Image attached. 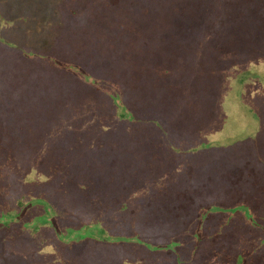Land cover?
Returning a JSON list of instances; mask_svg holds the SVG:
<instances>
[{"label": "trees", "instance_id": "obj_1", "mask_svg": "<svg viewBox=\"0 0 264 264\" xmlns=\"http://www.w3.org/2000/svg\"><path fill=\"white\" fill-rule=\"evenodd\" d=\"M48 1L57 3L62 19L39 41L35 24L43 22L39 13ZM151 2L169 9L145 16L147 10H131L132 0H0V20L12 21L8 10L20 4L32 13L0 32V264H264V157H254L264 151V88L258 99L247 91L254 82L264 84V72L251 69L264 63V0ZM164 23L206 29L215 39L208 40L209 50L218 47V54L193 48L186 69L168 78L174 63H184L180 50L160 42L157 49L170 53L159 64L144 62L149 50L148 57L157 51L154 44L145 48V31ZM97 38V55L106 61H125L137 48L143 67L129 78L140 82L137 91L115 82L121 73L110 67L91 76L93 63L80 47ZM232 75L242 87L234 100L250 104L247 125L228 133L223 145L213 144L205 135L238 126L215 104ZM89 77L93 89L83 84ZM100 91L107 96L100 112L84 116L89 127L64 118L81 106L79 94L92 98ZM125 138L141 145L138 162L131 151L119 161L116 150ZM244 142L243 159L232 166L231 151ZM203 160L211 167L201 168ZM135 170L137 178L158 184V192L135 186ZM196 176L204 180L196 184ZM145 189L150 208L135 216L132 191Z\"/></svg>", "mask_w": 264, "mask_h": 264}, {"label": "rangeland", "instance_id": "obj_2", "mask_svg": "<svg viewBox=\"0 0 264 264\" xmlns=\"http://www.w3.org/2000/svg\"><path fill=\"white\" fill-rule=\"evenodd\" d=\"M105 2V0H103ZM134 2L133 6H131V10L135 13H142L145 12V10H147V12H145L147 15L145 16H155L156 14L161 15L163 14V12H167L169 9V3H166L164 6L161 5V7H159V4H155L154 2H151V0H132ZM156 2V0H153ZM213 1L215 4H217V0H211ZM246 1V0H243ZM51 6H52V10H51ZM163 6V7H162ZM57 3L54 2V4L50 3L49 1L47 3H45V11L46 13H44L43 11L41 13H39L40 15H42L43 22L40 24H35V29L37 30L38 27H41V33L43 34L42 36H40L39 41L42 38H45L46 32H49L51 28H53V25L55 26L56 24H59L62 17L61 14H59L58 9H57ZM161 8V9H160ZM26 7L23 5H17L16 7H10L8 10V18L12 19V21H8V20H0V32L3 31L6 26H12L11 23H13V20L16 21V19L21 18V17H29L28 13H31L30 11L25 10ZM105 10H102V12ZM32 14V13H31ZM86 14V13H85ZM247 15V13L245 14ZM34 17V16H33ZM254 15L250 14L246 16V18L250 21H252L253 23H257V20L253 18ZM222 24L228 23L229 21L227 19H221ZM18 22H22L21 19ZM178 25V24H177ZM221 25V24H220ZM44 26V27H43ZM150 24L145 21L144 22V28L146 30L150 29ZM173 24L169 23V25H167L166 23L162 24L161 26H159L156 31L152 30V31H145V36H143L144 39H147V45H145L147 48V46L149 45H153L154 44V48L157 49V45L160 44V42H163L164 45L168 46L171 50H180L182 52L181 54V58L183 59L184 63H174L171 66V70L170 73L166 74L168 78H175V72H178L179 68H185L188 66V64H186V57L189 56L190 51L193 48H198V49H202V51L207 52V54H213V53H217L218 54V47H211V49L209 50V43L208 40H215L214 36L209 35V32L205 29L203 31H201L200 29H194V30H184L181 29L179 27V30L177 29H172ZM34 28V26H33ZM147 34V35H146ZM200 35H203L205 38V41L203 42L202 45L198 46L197 42L201 39ZM219 36H221L219 34ZM166 39H168V42H166ZM83 46H81V50L83 51V53L85 52L87 54L86 56V60L89 61L90 63H93L91 65H88V69L91 72V76H94V74L96 73V71H100L101 69L104 70L105 73V68H109V69H115L117 71H119L121 74L120 77H116V81L120 83L119 85L123 87V89L127 88L128 91L131 88L130 85H132V88L136 89L137 91V84H139L137 81L138 80H131L129 81V78H132V75L134 74H140L143 65L139 62H137L135 59L137 57V48L133 47L129 50V58L126 59L125 61H121V60H111V61H106L107 58L106 56L102 58L98 57L97 54H102V42H100L97 39L93 40L91 43H82ZM206 45L205 49H203V47ZM187 47V48H184ZM55 49L60 48V45H54ZM34 49L36 51H41V47L39 46H35ZM76 48L69 45L68 46V50H75ZM150 51V50H149ZM149 51L145 54L144 56V62H154V63H161L157 62L160 59H164L169 53L170 51H167L165 53H162L160 49H157V51H155L154 53H152L151 55H149L148 57V53ZM83 54H80V56ZM124 56V55H123ZM75 63L83 65L84 66V62L81 61V59L79 60V58L77 57V55H75ZM232 58H230V61H232ZM146 59V60H145ZM221 59H226V57L224 55L221 56ZM264 65V63H262ZM169 65H171V63H169ZM220 65V60L217 61L216 66H215V72L214 75L217 74L218 70V66ZM263 65H256L253 64L251 66V69H254L255 72H264V67H262ZM256 66H258L256 68ZM221 67V66H220ZM231 68V67H230ZM228 68V69H230ZM39 70L42 72L41 68H39ZM237 72L239 70V68H236ZM109 71V70H108ZM134 71V72H133ZM107 74V72L105 73ZM151 75V74H149ZM221 74L218 73L217 76H220ZM126 76V77H124ZM148 79V78H147ZM146 78L144 79L145 83H151L150 81L153 80H147ZM87 82H84L83 84H85V86H87L89 89H93L88 82L92 81L93 78L86 79ZM174 80H180V77L178 76L176 79ZM26 81L28 82H33V83H42V79L39 78H29L26 79ZM44 82V80H43ZM130 82V83H129ZM68 83V82H67ZM108 85V84H107ZM135 85V87H134ZM224 85V92L222 94H217V100L215 102V104L219 103V108L220 110L223 111L225 116H228L231 119H236L237 121V125H231V128L229 129V131H214L210 134L205 135L206 140H210L213 144H217V143H221V141L223 140V138H225L227 136V134H238V132L240 131V129H242L245 125H247L246 123V118H245V114H246V110L249 109L250 104L246 103L244 106L241 105V103L239 104V100L235 99L233 97H236V94L239 92V90H241V84L238 82L237 76L232 75L227 77V82ZM109 89H114V87H110L109 85L107 86ZM131 88V89H132ZM264 88V84H262L261 82H254L252 83V86L250 89H248L247 91H250L252 93V96L258 94V91H261V89ZM89 89H87L86 93L91 92ZM107 89V88H105ZM130 89V90H131ZM260 89V90H258ZM55 91V89H54ZM99 94L96 95L95 97L89 98L88 96H85V94H79V98L81 99V103L79 107H77L76 109H72L69 110V112L64 115V118H72V117H77L75 119H80L82 120V122L84 121V123H80L79 125H84L85 127H89L91 121L85 119V115L88 114V111L90 109H94L98 112L99 109H103V106L100 105V103H103V95L107 96L105 93H103L102 91L98 92ZM76 96H78V93L75 94ZM248 96L250 99H258L259 96ZM247 97V94H246ZM245 97V99H246ZM58 100H60L62 98V93H59V95L56 97ZM131 98V97H130ZM248 98V99H249ZM120 99V98H119ZM250 101V100H249ZM242 106L244 108L243 113L239 114L240 109ZM95 107V108H94ZM99 108V109H98ZM168 111V108H167ZM238 113V114H236ZM95 116V115H93ZM75 119L73 121H71V123L73 124ZM229 124V123H228ZM227 124V125H228ZM226 125V126H227ZM225 126V127H226ZM229 128V126L227 127ZM152 131V130H151ZM150 131V132H151ZM256 133V132H255ZM124 135L134 139L136 137V133L135 132H125ZM204 136V135H203ZM202 136V137H203ZM248 143H250V141H248ZM223 145V144H222ZM244 145V146H242ZM249 144H247L246 142L244 143H239L237 144L231 151L232 156L230 158L231 161V165L234 166L236 164H238V162H241V160L243 158H240L241 153H242V149H245V146H248ZM256 147V146H254ZM131 151V153H134L132 159L135 162L139 161V157L138 154L141 151V145L135 143L133 140L131 139H127L125 138V141H123V143L119 144L116 150V154L119 157V161H122L127 155L128 153ZM214 152V150H213ZM253 152L255 153V151L253 150ZM261 154H255L254 157H256L258 159L257 156H261L262 158L264 157V151H260ZM163 157V155L161 156ZM182 159L185 161L186 160V154H184L182 156ZM179 161H181V159H178ZM254 164H257V162L255 160H253ZM201 168H206L208 169L209 167H211V163H209V161L203 160L199 163ZM262 165V164H260ZM137 170V169H136ZM135 170V172L132 174L134 177V184L136 185H142L148 189L154 188V191L158 190V184H156L153 180L149 181L146 180L144 178H137V171ZM178 171V170H177ZM262 177L264 179V174L262 173ZM174 179L171 178V181H173ZM202 180H204L203 176L198 177L196 176L194 179V183L198 184L200 182H202ZM154 182V183H153ZM122 184H126L125 182H122ZM127 192L131 195V191L127 190ZM158 192V191H157ZM132 199H134L135 197V208H138L137 212L135 213V216L137 213H140L143 209L148 210L150 207L145 206L144 203L146 201H148V197L150 196V193H148V190L145 189L144 193H138L137 192H133L132 191ZM136 201H142L141 205L136 203ZM153 206V204H152ZM143 207V208H142Z\"/></svg>", "mask_w": 264, "mask_h": 264}]
</instances>
